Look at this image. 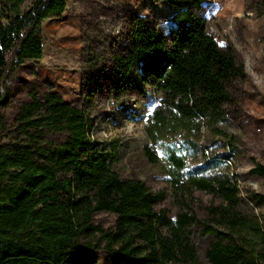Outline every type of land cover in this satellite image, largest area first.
Listing matches in <instances>:
<instances>
[{
  "label": "trees",
  "instance_id": "1",
  "mask_svg": "<svg viewBox=\"0 0 264 264\" xmlns=\"http://www.w3.org/2000/svg\"><path fill=\"white\" fill-rule=\"evenodd\" d=\"M154 1L175 10L168 35L134 14L126 47L109 62L119 89L141 84L160 94L146 128L156 140L199 129L200 121H220L231 83L245 72L233 49L219 44L196 13L202 0ZM23 2L0 0V103L10 94L12 71L42 57V23L61 16L68 0H32L21 11ZM85 61L93 64L90 57ZM90 68L83 72L84 96L92 95L87 89ZM28 93L5 140L0 118V264H97L96 248L104 250L111 264H178L182 259L190 264H264V212L259 217L245 211L236 180L217 174L182 176L184 159L167 149L175 184L184 177L188 190L201 189L223 200L207 206L204 219L181 209L172 220L165 209L154 208L165 197L163 191L116 171L115 155L93 140L84 108L50 88L39 97L31 84ZM51 131H64L67 137L54 141L47 137ZM144 153L156 161L148 146ZM251 159L250 171L264 180V164ZM252 196L264 201V194ZM101 211L115 215L108 230L93 224ZM189 222L213 237L203 262L187 236ZM95 232L101 233L102 247L90 239Z\"/></svg>",
  "mask_w": 264,
  "mask_h": 264
},
{
  "label": "rangeland",
  "instance_id": "2",
  "mask_svg": "<svg viewBox=\"0 0 264 264\" xmlns=\"http://www.w3.org/2000/svg\"><path fill=\"white\" fill-rule=\"evenodd\" d=\"M24 0L21 11L31 4ZM175 10L163 1L154 0H68L59 17L42 23V57L26 60L10 76V94L0 103L1 140L11 128L19 106L29 101L28 90L34 84L39 97L50 88L64 101L82 107L91 119V136L105 150L113 153L114 168L122 177L143 181L152 191L165 197L154 204L165 209L175 220L182 209L198 219L207 217V206L223 203L220 197L201 189L188 190L182 177L174 182L167 149H174L184 159L180 174L228 176L236 180L239 200L246 212L261 217L264 201L253 192L264 194V180L250 169L251 157L264 164V2L262 0H202L196 13L222 46L231 47L245 75L230 85V100L225 115L214 123L200 121V128L168 134L156 140L146 131L150 114L159 103L160 94L146 85L119 89L111 79L109 58L126 47L128 20L136 14L144 17L160 32L168 35ZM93 66H89L87 58ZM92 70L91 96H84V70ZM91 84V85H90ZM47 137L63 141L64 131L48 132ZM148 146L157 156L150 162L144 153ZM115 215L101 211L93 224L110 229ZM189 222L187 236L196 248L200 261L213 237ZM103 246L101 233L90 238ZM97 264H111L102 248L93 251ZM178 264H190L180 260Z\"/></svg>",
  "mask_w": 264,
  "mask_h": 264
}]
</instances>
